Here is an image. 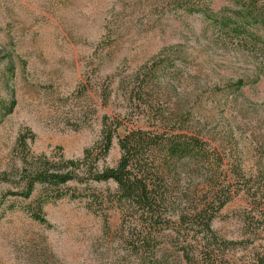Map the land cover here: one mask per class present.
Instances as JSON below:
<instances>
[{
  "label": "rangeland",
  "instance_id": "obj_1",
  "mask_svg": "<svg viewBox=\"0 0 264 264\" xmlns=\"http://www.w3.org/2000/svg\"><path fill=\"white\" fill-rule=\"evenodd\" d=\"M228 5L0 0V264H112L128 250L114 180H70L64 188L78 195L46 201V222L27 210L41 185L28 197L10 192L21 186L27 154L80 156L100 139L104 119L116 133L100 167L118 163L120 135L131 129L143 128L159 143L175 134L199 137V157L169 162V171L176 163L181 168L171 172L169 188L188 209H215L214 196L226 198L212 221L220 246L230 264L258 263L264 253V49L219 32L207 13ZM241 76L246 83L239 88ZM13 98L12 111L2 116ZM21 132L28 148L18 142ZM151 157L158 170L160 144ZM183 228L194 234L203 223L188 219Z\"/></svg>",
  "mask_w": 264,
  "mask_h": 264
},
{
  "label": "trees",
  "instance_id": "obj_2",
  "mask_svg": "<svg viewBox=\"0 0 264 264\" xmlns=\"http://www.w3.org/2000/svg\"><path fill=\"white\" fill-rule=\"evenodd\" d=\"M229 2L230 5L219 14L207 13L213 18L219 32L239 38L242 44L245 42L256 51L264 49V0ZM203 8L199 9H208ZM253 26L257 27V31ZM245 83V76H241L236 85L242 88ZM133 88L136 92L140 90V87ZM136 92H132L130 97L133 98ZM14 103L13 98L2 116L12 111ZM104 123L100 139L88 146L80 156H61L54 160L46 153L27 154L19 171L21 186L10 192L28 197L41 185L37 203L28 206L27 210L33 218L46 222L48 220L43 211L46 201L69 194L72 197L78 195L64 188L70 180H86L87 184L90 180H114L117 183L116 201L124 214L120 224L122 241L128 250L118 252L112 264H230L220 246V236L212 225L215 210L223 206L227 199L214 196L217 203L215 209L210 210L206 205L197 210L188 209L181 206V197L174 195L167 181L173 170L181 172L179 163H176V168L167 169L175 157H186L189 161H192V157H199L204 148L200 138H182L175 134L163 138L159 143L155 135L147 130L131 129L120 135L122 154L118 163L100 167L99 162L108 155L116 133L112 126L106 124V119ZM18 142L28 148L25 132L19 134ZM158 144L163 157L161 166L156 170L151 166L154 164L151 151ZM188 219H200L203 229L191 234L190 229L183 228ZM105 223L103 231L109 235L111 225L108 220ZM161 229H169L165 232V240L160 239L164 235ZM257 262L264 264V253L257 255Z\"/></svg>",
  "mask_w": 264,
  "mask_h": 264
}]
</instances>
